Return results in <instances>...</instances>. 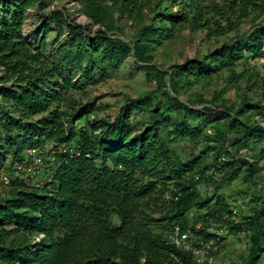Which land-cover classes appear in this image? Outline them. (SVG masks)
Wrapping results in <instances>:
<instances>
[{"label": "trees", "instance_id": "obj_1", "mask_svg": "<svg viewBox=\"0 0 264 264\" xmlns=\"http://www.w3.org/2000/svg\"><path fill=\"white\" fill-rule=\"evenodd\" d=\"M34 1L3 0L0 9V169L10 155L7 171L13 175L8 174L9 185L1 183L10 186L11 193L0 198V262L199 264L191 250L175 245L168 233L179 225L181 231L189 232L192 247L199 242L214 247L222 241L209 231L216 222L230 235H246L249 246L239 264H262L264 163L260 161L264 151L260 149L263 154L258 160L236 158L227 139L232 134L230 147L247 150L249 155L259 147L264 142V104L244 96L233 114L199 110L182 102L179 92L180 87L208 80L221 70L229 71L230 83L242 77L245 70H235L240 62L264 58V22L199 58L162 70L153 62V51L164 40L173 39L181 26L205 29L208 37L226 32L206 16L205 0H157L150 23L137 31L131 44L114 34L124 35L119 20L138 15L142 0H78L89 25L97 26L93 38L68 14L52 12L50 20L69 31L61 45L66 49L61 60L80 68L83 84L93 73L117 67L131 55L152 83L144 95L126 96L114 118H98L93 115V101L68 114L61 110L66 90L78 84L72 82L69 69L67 79L62 63H50L24 38L25 14ZM258 5L264 15V0H225L222 7L238 19ZM86 31L91 46L85 43ZM166 76L172 93L164 87ZM226 89L209 101L202 95L198 99L212 104ZM138 115L146 122L137 121ZM181 141L191 147L185 148ZM49 142L71 144L76 153L59 155L51 179L41 187L15 178L14 164L26 150ZM215 151L211 163L209 155ZM220 152L225 160H220ZM212 166L223 173L218 181L206 175ZM242 169L241 189L224 194V186L235 181ZM200 184L214 187L203 194ZM251 185H260V190L251 194L249 212L237 220L234 204L247 197ZM165 189L169 200L163 202V215L154 218L147 210L149 206L155 208L152 212L160 210ZM203 209L205 213L189 218L193 210Z\"/></svg>", "mask_w": 264, "mask_h": 264}, {"label": "rangeland", "instance_id": "obj_2", "mask_svg": "<svg viewBox=\"0 0 264 264\" xmlns=\"http://www.w3.org/2000/svg\"><path fill=\"white\" fill-rule=\"evenodd\" d=\"M225 0H205L203 5L207 6V14L210 18V22L216 25V22L221 24L222 27L226 29V32L218 36L208 37L207 31L205 29L193 30L191 25L185 24L176 31L175 37L173 39L164 40L162 45L156 47L153 51V62L158 65L162 70H167L171 65L181 64L186 59L199 58L208 51L213 50L215 47L220 46L223 42H230L236 38L238 34L251 31L258 22H264V15L261 14L259 6L257 8H251L248 14L244 17L235 19L231 14L223 9L222 5ZM110 3V2H109ZM157 0H142V8L138 15L133 17H128L125 15L121 20H119L118 25L123 27L124 35L114 34L115 36L125 40L128 43H132L133 37L137 31L146 24H149L153 14L154 6ZM3 4V0H0V9ZM168 4L167 1H163V5ZM178 5L175 4L174 8ZM54 11H59L64 14L69 15L73 22L77 25L86 27V30L90 31V36L93 35L97 29V26L89 25V20L83 15L81 11V4L78 0H43L39 4V0H35L32 5L28 8L25 14V20L23 23V36L30 43L31 47L38 50L48 61L51 63L53 61L57 63H62L65 69V76L68 79V69L70 70V77L72 82L77 80V86L66 90L64 99L61 103V110L64 112L71 113L76 110L79 106L84 103L93 101L96 107V111L93 115L98 118L109 117L114 118L118 113L120 106L123 104L125 97H138L146 93V91L151 89V84L145 75V71L142 70L141 63L136 62L134 56H129L125 61H123L117 67L107 68L100 74L93 73L92 79L83 84V80L80 79V68L68 66L67 62H63L61 59L65 54V50L61 45L68 38V29L65 27L58 28L52 20H50V14ZM114 16L117 17L118 12L113 8ZM228 17V18H226ZM67 18V20H68ZM237 22V23H236ZM227 23L234 24L236 27H227ZM212 25V28H215ZM85 43L91 46V37L88 36V32H84ZM98 45L97 48H100ZM83 66L85 62L81 63ZM236 72L240 73L245 70V73L239 79L229 82V71L221 70L214 74L210 79L205 81L194 82L192 85L185 87H180L179 99L187 104H190L193 108L203 110L204 108H210L214 111L227 110L228 113L233 114L234 111L240 105L242 97L248 96L251 102H259L264 104V58L255 61L248 60L246 62H240L236 67ZM2 71L0 69V75ZM165 89L170 91L168 76L165 77ZM223 87H226V92L219 97V100L214 103H206L211 100L216 93ZM198 95H202L207 101L198 99ZM65 113V114H66ZM65 115V117L67 116ZM41 115V114H40ZM37 115L35 118H39ZM254 118L251 119L253 121ZM137 121L146 122L145 118L138 115L135 116ZM243 120L244 117H243ZM137 127H141V124ZM209 133L212 132L208 129ZM233 139V135L230 134L227 139V147L232 151L236 158L244 156V152L248 154V161L259 159L261 153L264 151V142H261L259 147L254 148L251 154L244 149L236 150L230 147V143ZM197 145V149L203 144ZM181 144L187 148L191 147V144L187 141H181ZM263 148L261 152L260 149ZM218 151L210 154L209 161L214 162V158ZM263 154V153H262ZM247 156V157H248ZM220 160H225L224 152L219 153ZM10 155L5 157V160L1 164L0 178L4 174L11 173L7 171V163ZM245 158V157H244ZM264 163V159L260 161ZM223 171V170H222ZM224 172V171H223ZM212 174L215 180H219L223 175L222 172L216 169V166H212L206 175ZM244 170H241L240 175L235 181L229 185H225L223 188V193L228 195L233 193L234 189H241ZM27 184V183H26ZM247 188V197L243 199H238L234 204L235 219L239 220L244 214H247L250 210L251 202L248 200L254 191L260 190V185ZM212 184H200L199 188L203 194L211 192L213 190ZM246 186L244 185L243 188ZM164 189V188H162ZM11 193L10 186H3L0 181V198L7 197ZM168 192L165 189L163 196L160 201V210L152 212L155 208L149 206L147 210L154 218H159L164 213L163 202L169 200ZM261 202V201H260ZM205 213V210H193L189 214V218L194 219L200 214ZM209 231L218 234L222 239L220 245H215L211 247L208 243L202 248V256H200L199 264H230L231 262L239 264L243 256L246 255L249 242L244 233H240L237 236L230 235L227 229L216 223H211ZM200 226V224H198ZM170 237V233H168ZM262 264H264V256L262 257Z\"/></svg>", "mask_w": 264, "mask_h": 264}, {"label": "built area", "instance_id": "obj_3", "mask_svg": "<svg viewBox=\"0 0 264 264\" xmlns=\"http://www.w3.org/2000/svg\"><path fill=\"white\" fill-rule=\"evenodd\" d=\"M264 127V123H261ZM246 151V150H245ZM76 150L71 144H56L49 142L42 147H32L26 150L24 158L14 164V177L21 179L23 182L34 186L41 187L51 179L53 166L59 155L73 156ZM247 153L244 152V157H247ZM0 181L3 185H9L10 177L7 174L1 176ZM172 242L184 249H190L194 258L199 263L200 256H202V248L206 245L203 242H199L198 246H191L190 234L188 231H181L179 225H173L170 233ZM0 264H20L19 262L3 263Z\"/></svg>", "mask_w": 264, "mask_h": 264}, {"label": "crops", "instance_id": "obj_4", "mask_svg": "<svg viewBox=\"0 0 264 264\" xmlns=\"http://www.w3.org/2000/svg\"><path fill=\"white\" fill-rule=\"evenodd\" d=\"M263 263V262H262Z\"/></svg>", "mask_w": 264, "mask_h": 264}]
</instances>
